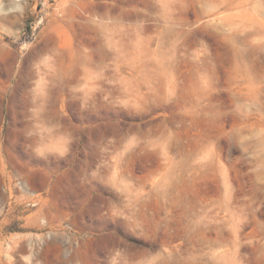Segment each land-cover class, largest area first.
Wrapping results in <instances>:
<instances>
[{"label": "rangeland", "instance_id": "374dc122", "mask_svg": "<svg viewBox=\"0 0 264 264\" xmlns=\"http://www.w3.org/2000/svg\"><path fill=\"white\" fill-rule=\"evenodd\" d=\"M0 264H264V0H0Z\"/></svg>", "mask_w": 264, "mask_h": 264}]
</instances>
